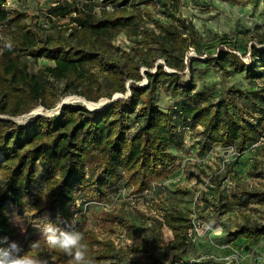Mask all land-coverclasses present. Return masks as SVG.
<instances>
[{
	"label": "rangeland",
	"instance_id": "374dc122",
	"mask_svg": "<svg viewBox=\"0 0 264 264\" xmlns=\"http://www.w3.org/2000/svg\"><path fill=\"white\" fill-rule=\"evenodd\" d=\"M120 17L122 22L114 26L100 23ZM21 23L25 27L21 28ZM144 27L159 38H169L174 31L187 37L188 42L183 44L184 64L187 63L181 72L183 79L193 83L195 89L207 86L214 100L221 96L232 99L242 111L230 106L234 116L257 123L260 134L241 153L218 143L201 150L197 144L200 127L185 128L183 144L171 149L176 153L175 166L166 177L156 179L142 191H136L135 184L128 182L123 172L109 178L101 171L97 159L87 161L80 169L87 184L77 183L80 188L76 185L71 195L73 204L84 209L77 228L88 227L101 240L112 242L121 263L165 261L177 252L182 261L195 264H205L211 259L225 264H264V234L251 243L236 235L240 227L264 224V195L255 196L256 192H264V62L251 47V43L264 38V0H0V118L8 117L11 109L23 110L22 98L30 85L39 83L47 87L48 80L56 93L51 108L39 104L11 120L23 124L37 114H57L63 102L95 108L90 110H96V106L90 107L87 102L97 103L101 104L97 109H101L114 97L128 96L132 79L125 81V93L113 92L104 61H118L126 69L137 68L141 76L138 84L144 85L145 71L149 68L137 53L148 49ZM56 30L66 35L75 48L92 53L93 58L84 60V72L78 77L53 78L45 67L53 65V61L35 59L16 45L23 34L34 45L36 39L30 31L45 36ZM219 47L235 48L238 55L246 53L242 61L250 70L225 58L219 59L224 67L207 60L209 55L216 56ZM258 48L264 49V44ZM155 53L152 51L149 56ZM158 63H164V58H157L154 65ZM154 69L155 66L150 70ZM164 69L174 71L165 65ZM258 69L259 73L253 74ZM66 84L80 94L68 93ZM164 84L158 83L153 96L168 111L173 109L175 98L164 91ZM238 90L243 93L235 92ZM45 99L49 100L48 95ZM37 173L39 178L43 177ZM100 175L105 180L116 179L109 188L96 183L104 194L101 203L87 198ZM2 183L0 178V190ZM177 210L185 214L190 224L186 234L171 217ZM101 212H117L133 219L149 238L148 250L132 251L137 241L130 239L120 226H112L108 231L100 228L97 214ZM204 224L209 225V231H202ZM157 225H161L159 242L152 236ZM7 237L16 241L10 231ZM3 246L5 243L0 242V247ZM53 249L47 246L35 258L53 262L59 258ZM112 261L115 258L102 260L100 264Z\"/></svg>",
	"mask_w": 264,
	"mask_h": 264
},
{
	"label": "trees",
	"instance_id": "16d2710c",
	"mask_svg": "<svg viewBox=\"0 0 264 264\" xmlns=\"http://www.w3.org/2000/svg\"><path fill=\"white\" fill-rule=\"evenodd\" d=\"M121 20L122 17L100 23L114 26L120 24ZM19 26L23 28L25 23ZM30 32L36 39L34 45L24 34L18 37L16 45L35 59L53 61V65L45 67L55 79L60 76L78 77L84 72V60L93 58L91 51L75 48L59 30L45 36L36 31ZM143 33L148 49H140L137 53L142 63L149 68L145 71L144 85L138 84L141 76L137 68L131 66L126 69L118 61H104V71L112 82L113 92L125 93V81L132 79L129 82L128 96L113 99L101 109L90 110L78 103L66 104L57 114H37L27 123L19 124L11 120L39 104L51 108L50 103L55 99L56 93L52 81L48 80L47 87L39 83L30 85L29 92L22 98L23 110L11 109L8 117L0 118V178L3 180L0 190V242L5 243V246L10 242L7 237L10 231L22 249L35 257L48 246L41 237V229L45 223L51 221L65 227L73 219L76 224L81 222L79 218L84 209L73 204L71 195L76 185H82V182L87 184L80 169L91 159H97L101 171L107 173L109 178L123 172L125 179L135 184L136 191H142L156 179L166 177L170 168L175 166L176 153L171 149L183 144L185 128L194 130L200 127L197 144L201 150L218 143L222 147H233L236 152L241 153L247 144L258 139L259 125L235 117L230 106L241 113L242 111L232 99L221 96L214 100L207 86L195 89L193 83L183 79L181 72L187 64H184L183 44L188 42L187 37L174 31L169 38H159L147 27L143 28ZM261 44H264L262 37L251 43V47L252 52L264 62V49L258 48ZM177 50L179 53H175ZM152 51L156 53L150 57ZM245 54L238 55L235 48L219 47L216 56L209 55L207 60L224 67L225 65H220L219 59L225 58L231 64L245 66L250 70L242 61ZM248 56L253 57L250 52ZM160 57L164 58V63L154 65L155 60ZM132 60L133 56L131 63ZM164 65L174 71H166ZM153 66L155 69L151 71ZM258 73L259 69L253 71V74ZM249 76H246L247 79ZM13 78L14 75L11 76L12 80ZM160 81L165 83L164 91L175 98L173 109L168 111L154 100L153 95ZM66 85L69 87L68 93L80 94ZM46 95L49 100L45 99ZM37 172L43 177L39 178ZM115 180H105L103 176H98L94 190L87 195L88 200L103 202L104 194L97 189L96 183H104L109 188ZM260 194L264 195V192H256L255 196ZM171 217L179 223L183 234H186L190 224L186 221L185 214L177 210ZM97 218L104 231L112 230L115 225L120 226L130 239L137 241L132 251L148 250L149 238L133 219L117 212H101L97 214ZM79 231L83 234V243L88 247V256L93 264H100V261L111 258H115V261L108 264H143L121 263L115 256L112 242L101 240L88 227ZM262 234L264 224L240 227L236 232V235H241L249 243ZM152 236L156 242L160 241L161 225L153 228ZM37 240L40 242L39 247L30 248V244ZM53 251L59 258L46 264H72L70 257L59 250ZM176 259L183 264H195L188 260L182 261L181 254L177 252L171 253L165 261L155 259L152 263L144 264H173ZM206 262L205 264H225L212 259Z\"/></svg>",
	"mask_w": 264,
	"mask_h": 264
},
{
	"label": "clouds",
	"instance_id": "9594fccd",
	"mask_svg": "<svg viewBox=\"0 0 264 264\" xmlns=\"http://www.w3.org/2000/svg\"><path fill=\"white\" fill-rule=\"evenodd\" d=\"M75 224V219L65 227L48 221L41 229V237L49 247L70 257L72 264H93L88 256V247L83 243V234ZM39 244V240L33 241L30 248L36 249ZM0 264H46V261L29 255L16 241H10L7 246L0 247Z\"/></svg>",
	"mask_w": 264,
	"mask_h": 264
},
{
	"label": "built area",
	"instance_id": "2783aa9c",
	"mask_svg": "<svg viewBox=\"0 0 264 264\" xmlns=\"http://www.w3.org/2000/svg\"><path fill=\"white\" fill-rule=\"evenodd\" d=\"M178 179H179V178L177 177L176 180H178ZM75 226H76V228H77V224H75ZM209 229H210V227H209V225H207V224H204L203 227H202V231H203V232H205V231H209ZM173 264H183V263H181V262H179V261H176V262H174Z\"/></svg>",
	"mask_w": 264,
	"mask_h": 264
},
{
	"label": "water",
	"instance_id": "95a60500",
	"mask_svg": "<svg viewBox=\"0 0 264 264\" xmlns=\"http://www.w3.org/2000/svg\"><path fill=\"white\" fill-rule=\"evenodd\" d=\"M117 97H114L113 99H116ZM113 99H111V100H113ZM109 103V102H108ZM107 103V104H108ZM65 104H69V103H65V102H63V103H61V105L60 106H63V105H65ZM94 105V104H93ZM95 106H99V107H96V109L97 108H100V106H101V104L100 105H95ZM90 108V107H89ZM90 109H95V108H90Z\"/></svg>",
	"mask_w": 264,
	"mask_h": 264
},
{
	"label": "bare ground",
	"instance_id": "6f19581e",
	"mask_svg": "<svg viewBox=\"0 0 264 264\" xmlns=\"http://www.w3.org/2000/svg\"><path fill=\"white\" fill-rule=\"evenodd\" d=\"M77 97H78V96H77ZM82 99H83V98H82ZM82 99H80V100H82ZM72 100H73V99H72ZM78 100H79V99H78ZM99 100H100V99H99ZM84 101H85V100H84ZM101 102H102V101H101ZM87 103H88V105H89L90 107H91V106L94 107V105H99V104H97V103H96V104L93 103L94 105H93L91 102H87ZM102 103H103V102H102ZM96 107H99V106H96ZM36 110H37V109H36Z\"/></svg>",
	"mask_w": 264,
	"mask_h": 264
}]
</instances>
